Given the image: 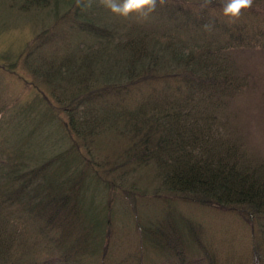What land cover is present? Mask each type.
<instances>
[{"label":"trees","instance_id":"obj_1","mask_svg":"<svg viewBox=\"0 0 264 264\" xmlns=\"http://www.w3.org/2000/svg\"><path fill=\"white\" fill-rule=\"evenodd\" d=\"M223 2L19 0L41 16L0 54L28 99L0 107V264H140L115 215L147 264H264V0L235 21Z\"/></svg>","mask_w":264,"mask_h":264},{"label":"rangeland","instance_id":"obj_2","mask_svg":"<svg viewBox=\"0 0 264 264\" xmlns=\"http://www.w3.org/2000/svg\"><path fill=\"white\" fill-rule=\"evenodd\" d=\"M18 4L19 0H0V54L8 52L6 48L9 46L13 48L17 47L24 38L30 35L31 30L39 24V17L41 16L40 10L31 9L28 11L29 13H23L18 10ZM260 69L261 71L257 73L258 78L261 76L264 77V64L260 66ZM2 85L3 82L0 80V107L19 106L20 103L28 100L25 95L18 93L16 90L9 88V91H6ZM1 88L4 90L3 93H1ZM252 106H254V103ZM253 139L258 143L262 141L261 137L255 132H253ZM113 141V139L108 138L106 144L112 143ZM263 151L264 148L261 147L260 152L262 154H264ZM139 187L150 189L144 179L139 182ZM119 204L126 211H129V206L126 205L125 199L120 200ZM111 209L116 214L115 205H112ZM196 216L200 220L208 219L203 211H198ZM114 219L115 226L111 232V239L113 240V252L119 256V262L147 264L149 252L140 247L139 236L133 231L129 220L116 215ZM152 261L153 259H149V263H152Z\"/></svg>","mask_w":264,"mask_h":264},{"label":"clouds","instance_id":"obj_3","mask_svg":"<svg viewBox=\"0 0 264 264\" xmlns=\"http://www.w3.org/2000/svg\"><path fill=\"white\" fill-rule=\"evenodd\" d=\"M79 3L80 0H77ZM104 7L108 8L113 14L121 17H128L130 14H137L147 18V16L155 11L158 0H101ZM164 0H159L163 4ZM211 4V0H203L199 5V9L203 11ZM253 0H224L222 5L223 16L230 21L240 18L242 11L251 8ZM85 8L91 7V0L84 5ZM209 25H205V28Z\"/></svg>","mask_w":264,"mask_h":264},{"label":"bare ground","instance_id":"obj_4","mask_svg":"<svg viewBox=\"0 0 264 264\" xmlns=\"http://www.w3.org/2000/svg\"><path fill=\"white\" fill-rule=\"evenodd\" d=\"M145 126V125H144ZM145 129V128H144ZM92 136H94L93 134H92ZM95 137H98V136H95ZM95 139V138H94ZM112 152V151H111ZM115 153H117L116 151H115ZM66 154H67V151H66ZM69 154H72L71 152H69ZM113 154V153H112ZM73 155H74V153H73ZM70 157V156H69ZM71 158V157H70ZM72 158H73V156H72Z\"/></svg>","mask_w":264,"mask_h":264}]
</instances>
